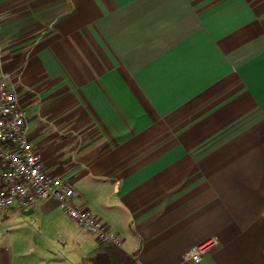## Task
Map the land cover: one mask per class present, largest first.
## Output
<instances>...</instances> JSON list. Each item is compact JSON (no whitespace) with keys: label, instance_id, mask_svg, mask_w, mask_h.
<instances>
[{"label":"crops","instance_id":"0c3cea01","mask_svg":"<svg viewBox=\"0 0 264 264\" xmlns=\"http://www.w3.org/2000/svg\"><path fill=\"white\" fill-rule=\"evenodd\" d=\"M0 71L42 168L139 264H264V0H0ZM99 244L51 197L0 214V264Z\"/></svg>","mask_w":264,"mask_h":264},{"label":"built area","instance_id":"2783aa9c","mask_svg":"<svg viewBox=\"0 0 264 264\" xmlns=\"http://www.w3.org/2000/svg\"><path fill=\"white\" fill-rule=\"evenodd\" d=\"M28 121L10 75L0 71V214L13 206L32 208L43 198L56 200L61 212L99 242L120 246L119 235L97 215L73 202L75 189L63 178L48 174L28 137ZM207 246L187 250L185 259L199 262Z\"/></svg>","mask_w":264,"mask_h":264},{"label":"trees","instance_id":"16d2710c","mask_svg":"<svg viewBox=\"0 0 264 264\" xmlns=\"http://www.w3.org/2000/svg\"><path fill=\"white\" fill-rule=\"evenodd\" d=\"M77 264H139L131 254L110 242L100 244L82 257Z\"/></svg>","mask_w":264,"mask_h":264},{"label":"clouds","instance_id":"9594fccd","mask_svg":"<svg viewBox=\"0 0 264 264\" xmlns=\"http://www.w3.org/2000/svg\"><path fill=\"white\" fill-rule=\"evenodd\" d=\"M187 255V254H186Z\"/></svg>","mask_w":264,"mask_h":264}]
</instances>
